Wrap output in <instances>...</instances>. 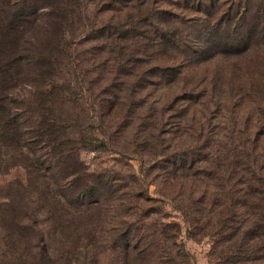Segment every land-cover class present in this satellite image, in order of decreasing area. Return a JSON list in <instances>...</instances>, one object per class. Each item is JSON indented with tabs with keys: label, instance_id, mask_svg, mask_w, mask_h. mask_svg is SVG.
I'll use <instances>...</instances> for the list:
<instances>
[{
	"label": "rangeland",
	"instance_id": "1",
	"mask_svg": "<svg viewBox=\"0 0 264 264\" xmlns=\"http://www.w3.org/2000/svg\"><path fill=\"white\" fill-rule=\"evenodd\" d=\"M199 1L209 4L208 0H51L25 22L19 47L34 52L40 46L44 62L37 69L41 72L30 65L22 68L24 76L11 98L34 102L42 112L38 117L31 106H24L29 136L40 140L36 155L49 159L51 147H56L67 167L80 175L101 173L115 189L114 201L104 198L75 224L92 227L94 239L82 235L67 241L71 250L65 264H158L149 251L122 249L112 241L127 214L137 218L157 210L160 214L148 221L156 219L162 228L177 224L175 243L167 240L176 264H264V232L246 227L257 211L243 209L240 214L234 196H229L236 186L235 175L228 172L237 171L233 162L224 173L215 169L212 157L195 169L175 173L161 169L172 152L200 148L203 151L195 158H205L203 142L213 145L216 134H232L234 144H242L246 136L261 137L264 132V44L244 53L186 61L188 66L176 78L155 74L156 67L182 60L170 45L157 42L158 26L171 30L179 24L185 33L187 24L221 19L219 13L197 11ZM216 1L211 8L220 10L235 2ZM234 19L242 21V16ZM206 170L211 176H202ZM43 176L36 178L39 183ZM58 176L53 187L57 191L69 180ZM24 178L19 166L0 168V201L6 183ZM216 182L222 185L216 187ZM216 190L222 196H212ZM119 198L124 206H117ZM259 206L264 208V196ZM260 232L262 236L255 235Z\"/></svg>",
	"mask_w": 264,
	"mask_h": 264
},
{
	"label": "trees",
	"instance_id": "2",
	"mask_svg": "<svg viewBox=\"0 0 264 264\" xmlns=\"http://www.w3.org/2000/svg\"><path fill=\"white\" fill-rule=\"evenodd\" d=\"M49 3L51 0H0V168L8 170L19 166L25 174L24 180L6 183L4 192H1L0 264H65L66 254L71 250L68 244L70 241L78 240L82 235L89 241L94 239L92 227L86 228L85 222L84 228H77L75 224L82 223L85 212L96 209L104 198H110L111 201L116 199L111 196L115 189H112V184L106 182V179L103 181L101 173L80 175V172H76L78 170L72 166L67 167L61 161L63 154L58 148L51 147L52 157L49 159L42 160L36 155L34 149L38 147L40 140L29 136L31 130L26 124L28 116L24 106H31L32 112L36 111L38 117L42 112L34 102L30 104L11 98L13 89L18 87L24 76V66L30 65L36 72L42 71L37 69L43 67L44 49L39 46L34 52H27L19 47L18 41L25 34V22ZM206 3L209 4L199 1L197 11L219 13L220 20L185 24V33L180 31L179 24L171 27V30L157 27V42L170 45L171 51L182 59L180 62L173 61L177 63L172 64L173 66L156 67L155 74L159 77H178L183 67L188 66L184 64L186 61L191 63L203 56L230 51L244 53L264 44V0H235L233 6L221 10L219 7L211 8L217 3L215 0H208ZM237 14L242 16V21L234 19ZM225 136L219 137L216 134L214 144L207 147L205 140L208 136L205 137V146L202 147L205 158H195L199 155L197 152H201L200 148L196 152L192 149L172 152L165 160L166 164L163 163L160 168L165 173L195 169L198 163L212 157L215 169L222 168L221 173H224L228 163L233 162L238 169L235 172L228 171L235 175L236 180L233 181L236 186L229 196H234V207L240 214L243 209L257 211L246 227H251L249 230L255 233L259 230L264 232V224L261 223L264 220L261 218L264 208L259 206L261 196H264V166H261L264 163V132L261 137L254 134L246 136L249 146L246 142L234 144L232 134ZM42 147L44 146L39 148ZM43 170L49 173L48 176L40 174ZM57 175L69 178L68 184L58 186V191L54 189ZM208 175L211 176V173L206 170L202 176ZM42 176L43 180L39 183L36 178ZM49 178L54 182H48ZM214 178L220 181V175L214 174ZM215 185L220 187L222 184L216 182ZM212 196H222V193L216 190ZM117 203V206H124L120 203V198ZM117 206H111V210H115ZM159 214L157 210L139 214L137 218H130L131 214L126 217L124 215L121 228L112 239L113 245L121 246L122 249H137L138 252L149 251L158 264H176L175 257L168 251L167 240L170 244L175 243L177 224H164L166 230L158 220H147L151 215ZM65 217L67 218L64 220ZM170 230L171 236L168 234ZM263 232L255 235L262 236Z\"/></svg>",
	"mask_w": 264,
	"mask_h": 264
}]
</instances>
